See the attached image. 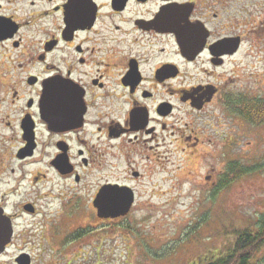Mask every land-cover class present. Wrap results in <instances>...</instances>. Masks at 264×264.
Masks as SVG:
<instances>
[{"label":"flooded vegetation","instance_id":"obj_1","mask_svg":"<svg viewBox=\"0 0 264 264\" xmlns=\"http://www.w3.org/2000/svg\"><path fill=\"white\" fill-rule=\"evenodd\" d=\"M29 1L22 20L18 9L0 5V158L15 151L20 164L34 160L36 172L28 200L12 203L19 192H0V206L13 241L83 240L92 219L100 228L129 218L142 191L132 182L150 176L148 162L163 165L172 142L194 154L225 135L217 104L225 100L231 120L234 94L222 85L233 78L242 47L233 33L234 0ZM211 171L208 189L218 194L223 174ZM122 172L132 180L123 182ZM124 190L133 197L130 213L100 217V193L101 204L112 206ZM49 198L55 212L40 204ZM28 218L40 222L28 225ZM71 218L77 223L60 237L58 224Z\"/></svg>","mask_w":264,"mask_h":264},{"label":"rangeland","instance_id":"obj_2","mask_svg":"<svg viewBox=\"0 0 264 264\" xmlns=\"http://www.w3.org/2000/svg\"><path fill=\"white\" fill-rule=\"evenodd\" d=\"M27 1H0V5L18 9L22 20L30 13L31 1L26 5ZM231 5L236 14L233 33L241 36L242 47L231 68L237 73L230 74L233 77L228 81L230 84L222 85L234 94L233 118H225L228 116L226 109L230 108L225 100L217 104L218 122L225 135L220 132L218 140L205 142L194 154L189 150L184 152L187 147L183 142H172L170 153L161 162L163 165H155L157 160L148 162L154 169L140 184L132 182L142 191L138 204L125 222L99 228L92 219L85 228L83 240L72 239L71 235L52 237L48 242L37 239L29 244L12 239L6 253L0 257V264H16L21 252L30 255L32 264H203L224 255L236 239L235 232L255 229L264 215V126L248 124L235 115V111L245 104L264 102V26L263 29L258 26L264 19V0H234ZM253 50L260 51L259 57L253 59L256 54ZM252 61L256 62L255 66ZM254 67L259 69L261 84L251 78V74H255L252 73ZM14 153L0 158V192H19L20 195H11V202L18 203L31 193L28 189L35 177L36 165L34 160L18 163L13 158ZM135 160L141 168L146 164L140 158ZM234 162L253 171L259 170L218 194L210 193L206 175L214 169L221 177ZM123 164L125 171L126 164ZM107 176L117 179L119 174L107 172ZM120 179L123 182L132 180L123 172ZM221 180L224 181L222 177ZM53 185L54 179H49L43 186L48 192ZM51 202L49 198L40 204L45 203L47 210L55 212L57 206L46 204ZM75 218L70 219L74 221L71 225L58 224L60 237L70 234L69 230L77 223ZM38 222L40 219H27L28 225ZM251 264H264V246Z\"/></svg>","mask_w":264,"mask_h":264},{"label":"trees","instance_id":"obj_3","mask_svg":"<svg viewBox=\"0 0 264 264\" xmlns=\"http://www.w3.org/2000/svg\"><path fill=\"white\" fill-rule=\"evenodd\" d=\"M235 115L254 127L264 126V102L245 104L235 111ZM258 170L253 171L240 162L230 164L225 175L222 176L224 180L222 190H226L240 179L250 176L253 174L252 172H258ZM254 227V230L235 232L236 239L229 250L224 255L212 258L203 264H251L264 246V215L259 218Z\"/></svg>","mask_w":264,"mask_h":264},{"label":"water","instance_id":"obj_4","mask_svg":"<svg viewBox=\"0 0 264 264\" xmlns=\"http://www.w3.org/2000/svg\"><path fill=\"white\" fill-rule=\"evenodd\" d=\"M128 191L122 192L121 200L117 205L109 206L102 205V199L105 196L101 192L96 201V207L99 209L100 217L118 218L127 216L133 205V198ZM14 235L13 225L11 219L5 214L4 209L0 206V257L6 253L7 247L11 245ZM16 264H32V259L28 254H22L16 259Z\"/></svg>","mask_w":264,"mask_h":264}]
</instances>
